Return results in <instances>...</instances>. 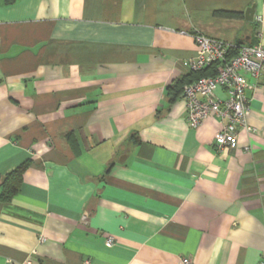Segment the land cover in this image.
<instances>
[{"label":"crops","instance_id":"crops-1","mask_svg":"<svg viewBox=\"0 0 264 264\" xmlns=\"http://www.w3.org/2000/svg\"><path fill=\"white\" fill-rule=\"evenodd\" d=\"M198 35L264 45V0H0V264H264V77L218 151L166 97Z\"/></svg>","mask_w":264,"mask_h":264},{"label":"built area","instance_id":"built-area-1","mask_svg":"<svg viewBox=\"0 0 264 264\" xmlns=\"http://www.w3.org/2000/svg\"><path fill=\"white\" fill-rule=\"evenodd\" d=\"M197 55L184 61L183 67L189 71H199L216 65L214 77H202L183 87L181 98L185 101L186 121L190 128L197 129L204 121L214 116L222 122L213 137L215 148L234 149L237 146L238 132H253L248 125V88L246 76L255 79L264 77V45L241 46L235 56L228 58L229 46L218 39L198 35L195 37ZM223 88L226 98L219 99L215 91ZM113 239L105 241L112 246ZM181 264H189L183 259ZM262 264V263H260Z\"/></svg>","mask_w":264,"mask_h":264},{"label":"trees","instance_id":"trees-1","mask_svg":"<svg viewBox=\"0 0 264 264\" xmlns=\"http://www.w3.org/2000/svg\"><path fill=\"white\" fill-rule=\"evenodd\" d=\"M227 17H239V14L235 13H222ZM239 46H230L227 52V57L231 58L238 52ZM216 74V65H212L206 69L199 71H190L184 74L179 79L174 81L166 89V97L169 103H175L178 98L181 97L183 87L191 82H194L202 77H214ZM23 168L16 169L9 175H7L5 181L1 186L0 200L3 202L9 201L11 197L18 191L21 182V173Z\"/></svg>","mask_w":264,"mask_h":264},{"label":"water","instance_id":"water-1","mask_svg":"<svg viewBox=\"0 0 264 264\" xmlns=\"http://www.w3.org/2000/svg\"><path fill=\"white\" fill-rule=\"evenodd\" d=\"M254 5H252L251 7H249L246 11H245V18L248 20H251L253 18V14H254Z\"/></svg>","mask_w":264,"mask_h":264}]
</instances>
